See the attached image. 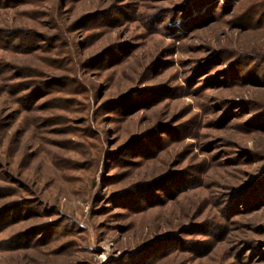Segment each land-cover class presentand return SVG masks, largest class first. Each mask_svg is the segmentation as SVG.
<instances>
[{"label":"rangeland","instance_id":"1","mask_svg":"<svg viewBox=\"0 0 264 264\" xmlns=\"http://www.w3.org/2000/svg\"><path fill=\"white\" fill-rule=\"evenodd\" d=\"M0 264H264V0H0Z\"/></svg>","mask_w":264,"mask_h":264}]
</instances>
